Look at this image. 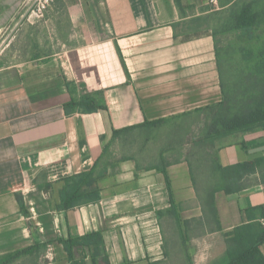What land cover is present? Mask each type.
Here are the masks:
<instances>
[{"label": "crops", "instance_id": "obj_1", "mask_svg": "<svg viewBox=\"0 0 264 264\" xmlns=\"http://www.w3.org/2000/svg\"><path fill=\"white\" fill-rule=\"evenodd\" d=\"M239 1L55 0L35 21L25 0H0V41L17 28L0 57V259L31 248L8 264H70L59 239L95 231L111 264H228L225 233L264 216V181L215 193L220 228L195 183L219 181L209 154L264 156V129L201 142L223 100L210 26ZM88 92L107 108L68 115ZM92 169L100 200L60 209L64 179ZM74 253L101 260L94 244Z\"/></svg>", "mask_w": 264, "mask_h": 264}, {"label": "trees", "instance_id": "obj_2", "mask_svg": "<svg viewBox=\"0 0 264 264\" xmlns=\"http://www.w3.org/2000/svg\"><path fill=\"white\" fill-rule=\"evenodd\" d=\"M260 17V12L253 7V4L246 3L239 7L234 19L238 22L241 34L247 36L258 25ZM216 50L223 100L221 103L207 108L213 112V115L211 122L206 125L205 135L203 141H201L206 147H212L214 141L225 134V129L235 133L264 129V85L260 89L259 96L252 98V102L250 103H253V106L251 109L247 108L249 103L244 104L243 101L250 85V78L256 72V65L251 68L248 65L250 53L247 56L244 67L235 69L233 67V55L235 54L233 49L230 50L228 48L226 50L216 40ZM106 108L107 105L102 92H88L80 99L72 97L65 104V110L68 115L75 112L92 113ZM128 129L115 130V137ZM209 158L210 168L208 169L213 174H217L219 181L215 184L204 183L199 185L195 183V187L201 197L204 194L203 200L206 208L217 219L215 193L218 190H224L227 193L238 192L244 186L242 181L245 176L254 173H259L261 179L264 181V156L255 160L227 166H223L217 162L212 154H209ZM98 179L99 176L96 174L95 169L64 179V186L60 190L59 208L67 210L100 200L101 194L97 187ZM167 182L169 186V181ZM17 199L24 213L28 214L23 195L17 194ZM263 218L264 216L260 221H253L237 226L232 231L225 233L230 258L228 264H264V254L260 249V246L264 243ZM217 221L220 228V222L218 219ZM59 241L64 245L68 253L71 261L70 264H87L84 259L80 261L75 259L74 249L78 246H90L93 244L96 245L98 256L101 257V260H98L97 256H95L93 259L94 264H101V261L104 264H111L106 253L104 238L101 232L94 231L82 236H70L67 239L60 238ZM30 250L31 248H28L6 254L1 257V264H8L14 258Z\"/></svg>", "mask_w": 264, "mask_h": 264}, {"label": "rangeland", "instance_id": "obj_3", "mask_svg": "<svg viewBox=\"0 0 264 264\" xmlns=\"http://www.w3.org/2000/svg\"><path fill=\"white\" fill-rule=\"evenodd\" d=\"M246 3H252L253 7L258 10L261 15L258 20V25L251 32V34L247 36L241 34L238 28V22L234 19L237 11L218 16V19H215L217 23H212L210 30H213L212 32L215 34L218 44L221 47L226 48V50H228V48H230V50L233 49L235 53L233 55V67L235 69L244 67L247 56L250 53L248 65L250 68L256 65V72L250 78V85L243 101L244 104L249 103L247 108L251 109L253 106V103H250L252 102V98L259 96L260 89L264 85V0H240L236 8L239 9L241 5H245ZM46 14L47 11L45 16L40 18V20L45 21L44 19L46 18ZM27 18L28 17L26 16L25 20ZM31 20L38 21L36 18ZM12 29L13 26L5 33L0 41V57L5 52L6 47L11 44L14 39V34L16 33L17 28ZM210 122L211 119L204 124L205 126L202 125L204 126V130L206 129V125ZM168 125L171 126V123H167V126H158L157 130L160 140L164 134H166L164 136H167V133L170 132L169 129L166 128L169 127ZM196 126L198 127L197 124ZM233 134H235V132L225 129V134L222 135L220 139L229 138Z\"/></svg>", "mask_w": 264, "mask_h": 264}, {"label": "built area", "instance_id": "obj_4", "mask_svg": "<svg viewBox=\"0 0 264 264\" xmlns=\"http://www.w3.org/2000/svg\"><path fill=\"white\" fill-rule=\"evenodd\" d=\"M55 0H25L22 16L29 19H40L45 16L46 11ZM264 225V218L262 219Z\"/></svg>", "mask_w": 264, "mask_h": 264}]
</instances>
